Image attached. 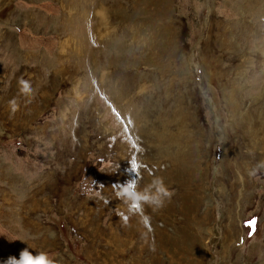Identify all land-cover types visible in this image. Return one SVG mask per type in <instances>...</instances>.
<instances>
[{"label": "rangeland", "instance_id": "rangeland-1", "mask_svg": "<svg viewBox=\"0 0 264 264\" xmlns=\"http://www.w3.org/2000/svg\"><path fill=\"white\" fill-rule=\"evenodd\" d=\"M135 175L163 207L124 211ZM27 243L264 264V0H0V261Z\"/></svg>", "mask_w": 264, "mask_h": 264}, {"label": "clouds", "instance_id": "clouds-1", "mask_svg": "<svg viewBox=\"0 0 264 264\" xmlns=\"http://www.w3.org/2000/svg\"><path fill=\"white\" fill-rule=\"evenodd\" d=\"M19 84L22 92L27 93L31 91V87L27 81L21 79ZM135 177L136 175L129 181L116 184L115 186L117 199L124 205V211L134 212L137 208L144 205L152 207L153 211L163 207L165 201L170 198L171 192L162 178L154 177L149 184L143 188H138V182ZM15 239L19 238L9 240ZM0 264H58V262L49 252L36 249L34 245L27 243V247L20 251L18 257L15 255L9 256L6 260L0 261Z\"/></svg>", "mask_w": 264, "mask_h": 264}, {"label": "snow or ice", "instance_id": "snow-or-ice-1", "mask_svg": "<svg viewBox=\"0 0 264 264\" xmlns=\"http://www.w3.org/2000/svg\"><path fill=\"white\" fill-rule=\"evenodd\" d=\"M137 207H138V205H137Z\"/></svg>", "mask_w": 264, "mask_h": 264}]
</instances>
